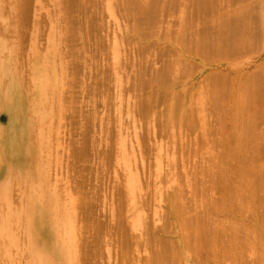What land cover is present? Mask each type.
I'll use <instances>...</instances> for the list:
<instances>
[{"label": "bare ground", "instance_id": "1", "mask_svg": "<svg viewBox=\"0 0 264 264\" xmlns=\"http://www.w3.org/2000/svg\"><path fill=\"white\" fill-rule=\"evenodd\" d=\"M60 1L63 2V0H60ZM64 1L65 2H63V6H61V8L64 7L63 11H65L66 13H69L70 9L71 8L73 9L74 6L79 7V9H80L79 10V16H76L77 18L80 17L81 14L84 15L85 13H89V12H87L88 5L86 7L87 2H89V5L92 8H93V6L96 8V5H97V2L95 0H67V1L64 0ZM92 1H93V3H92ZM33 2H34V0H33ZM62 2L58 3V1H56V3L61 4V5H62ZM102 2L104 3L105 0L104 1L102 0ZM102 2L99 1V3H101V4H102ZM27 3H29L28 0H0V115L1 114L5 115V122L4 123L0 122V206H2V208L4 209L3 211L0 210V211H2V212H0V244H1V252L3 254V257H2L3 264L5 262L13 263L14 260L11 257L12 255L9 254V251L11 250L9 248L17 246V244H18V236L17 235L19 233L21 234V237L23 238V248H21L20 250H22V254H23V258H24V264H95V263L98 264L95 261V259H100L102 256H103V258H104V256L106 257V255H105L106 252H108L107 255L109 257L110 250L107 251V249L105 248L106 251H104V249H103L105 254H101L102 253L101 251L99 252V249H102V245L104 244V242H107V240L105 239V235H109V236L114 235L115 236V237L113 236L114 241H112V242H114L116 244V246H119V247H117V248H119V250L117 249L119 252L115 249V247H114L115 245L113 246V248L116 251H114L113 248H112L113 249L112 251L116 252V254L118 252V255L120 254V256H118V257H120V262H118V263H121V264H134L132 261L133 259L128 257L129 252H130V257H133L134 256L133 255L134 250H137L139 246H140L139 249L142 248L147 252V255H145V258L142 257L143 255L141 256V258H144V260L141 259V261L142 260L144 261V262L142 261L143 264L144 263L145 264H223L226 261H229L228 264H231V263L233 264L234 261L236 262V264H241V260L244 261L243 260L244 258L242 259V256L244 253L247 254V252H249V253L251 252L252 256L254 255V257L251 258L252 260H250V261H252L251 263H253V264H256V263L264 264V170L254 171L252 168L254 166L255 167L257 166L256 163L259 161V152L252 155L253 159L252 158L250 159L249 157L244 156V155L239 153V150H242L244 145H245V139H244L245 134H239L237 136V138L233 137V136L232 137L227 136L225 138V141L222 140L224 137L221 139V141L218 139L220 141V143L223 142L222 143L223 147H224L223 151L225 152V154L222 153L223 155H221V157L224 156L225 158L223 157V159H226L228 157L232 158V157H234V155H236V156L238 155L239 157L237 156L236 159L240 158L241 161H238L236 166L239 168L235 167L234 164L232 163L233 160H230L229 158H228V161H231V162H229V164L232 163L230 165V167H232V165H233L234 168L232 167L230 169V167L227 165L228 161L225 162L226 165L228 166L227 169L225 167H223V166H226V165H224L225 164L224 162L219 163L220 166H221V164H223L221 169H220V166H215V165H217V163H215L213 167L214 168L216 167L217 169L219 168L218 179H217V176H216V178H215V176L213 178H211L209 176L210 181L212 179V182L209 183L208 185L204 184V182H206V181L201 183L202 186H199V187H201V189L197 188L199 191L198 194L196 191L197 189L193 190V192L191 193L190 196H189V192H188V194L186 192H184L183 189H181L179 187V185H180L179 182L181 181V179L176 175V173H174V172L165 173L164 172L166 174V175L165 174L164 175L167 178L161 179L162 176L160 177L159 173L156 172V175L153 178V181L150 180V181H152L153 185L148 184V187H149V185L153 186L152 190L154 191V192H151V198L150 199H152L153 196H154L153 197V199H154L157 196V192H161V187L159 186L160 184L158 185L159 181L165 180L166 183L168 182L167 187H170L171 190H169V188H168V190L165 189L164 188L165 186L163 187L165 189L164 190L165 196L162 198H163V202H164V200L166 201V203H165L166 204V210H165V208L162 210L159 209L164 214L162 215V212L159 213V214H161L160 217H163V218H160L159 216L157 217V218H160V220L162 219V222L158 226H154V225L151 226L150 224H148L146 219H145V221L147 223L145 222V224H146L145 226L143 224L144 222H142V226H144V233H142L144 235H142V236H145V237H143V240H139L141 233L140 234L131 233L133 235H131V236L128 235V231H127L126 226L122 225L123 219L121 221L122 223L118 222L119 218L116 215L119 214L118 212H120L122 214V211H120V208L122 209L123 206H121V205H120L121 207H119V209L116 208L117 211L114 214L117 217V218H115V220L118 223L116 222L114 228L113 227L111 228V230L113 232L110 231V228H109L108 229L109 234H108L106 231L107 225H105L104 223H101L102 221H100V222L96 221L97 222L96 223L93 219V221L96 224L95 225L93 224L92 228L90 227V224H89V226L86 224L88 221L87 218L89 216V212L92 210V207H94L92 204L93 202L91 203V201H94L96 194L93 195L94 199H92L93 197L87 196L89 191L91 190L89 187L86 190L88 192H86L84 190V187L82 188L85 191V193H84L83 190L81 191V189L78 188L79 185L76 184V182L74 183V186L77 189L75 187H72L70 189L69 187H67V185L64 186V184H66L68 182L67 180L62 184L60 183L58 185H54V184H52L53 182L51 183V181L49 179V170H50L49 169V163H50L49 160L51 157L49 155V151L47 150L48 149L47 143L49 141V134L51 133V128L49 125L51 123V120L53 119V111L51 110V108H49V102L50 101H49V97H47V95H49L48 93H50V91H52V90L57 91V94H56L57 96L56 95L55 96H56V98H58V100H60L59 91L61 90L62 86L65 84V82H67V81L71 82V81H73V79L66 80L67 76H58L57 74H55L53 64H51L52 62L50 63L49 59L47 61L46 60L47 58L45 55H41V53L35 51L34 50V48H35L34 44H33V46H31V48L34 50L32 52V54L34 53L33 58H32L33 60H32L31 64H28L29 69L27 70L28 80L30 83V86L28 88L24 87V85L22 83L21 76H20V71H19V67L17 64V56H19L18 54L20 52L18 49V43L16 41V38L18 37L17 33H19L18 31L21 28L18 29L19 26L17 27V23L15 22L14 17H16V16L19 17V20L22 19L21 16L24 17L26 12L23 10L26 9L24 6L27 5ZM112 3H114V1ZM124 3H125V6L131 5V7H132V10L128 9L129 12L127 10H125L124 8H123L124 10H121V11H127V12H125V14L123 12V15H125L124 19L126 17V19H128V21H129V18H131V20H133L131 22V23H133L132 26L131 27L129 26L131 24H129L127 26H129V28H131L130 31L132 30L131 32L133 33L134 37H131L132 39H130V37H129V39L127 40L128 37L127 38L125 37L126 39H124V36H122V37L120 36L121 39L122 38L124 39L123 41L120 38L117 41L116 37H115L113 40L114 42H113L112 48L114 51H117V50H119V47L123 44V42L126 41L127 43H124V44H125V46L128 45V49H129V45H131L130 46L131 51H129L131 58L130 57L129 58L132 59V55H131L132 49H134V51H136V53H138L137 55L135 54L136 58L134 60L135 62H138V68L136 69V72L132 71L133 72L132 76L130 75V77H132V78L134 77L133 79L132 78L130 79V80H134L132 83L130 82L132 84L131 87H133L130 89H132V90L134 89V90L138 91L140 88H145V89L148 88L147 89L148 93H147V95H145L144 98H142V96H141L142 90H144V89L140 90L141 93L139 91L137 92L138 94L140 93L141 97H137L139 95H137V93H136V95H137L136 97L138 99L141 98L144 101L143 104H140V102H138L139 106L137 105L138 106L137 109H139L141 107H143V108L147 107L146 110L147 111L149 110L148 111L149 113L148 112H145V113H148L150 115V109L152 110L151 106H153L157 102H160V103H164V101L167 102L166 100L170 99L171 100V102L169 103L170 108H168V110H166L167 114L171 113L172 116L173 115L178 116L179 120L182 118L184 119V117H182L181 112H184L185 102H187V100L190 98V96H189L191 93L190 87H192V89H193L192 93L195 92V94H197V95L199 94V88H200V86L198 84L199 81H197V80H195L192 84H190V87H189L190 89L187 88L185 86V78H187L188 76H193V74H195V72L198 70V68H200L201 65H203L204 63H208V65L211 67H209V69H207V75H205V76H208V77H207L206 81H205L206 77H203V83L204 84H205V82L207 83V81L209 80L208 78H210L212 80V83L214 84L213 87L215 86L213 91L215 90L216 92H214V93H216L217 95L215 96V94L212 93V91H210V90L208 92V89H207V92L208 93L211 92L213 95V98H216L217 101L219 98V101L217 102L216 99H213L211 94H210L211 97L210 96H208V97L213 99L214 105H218V107H219V104H220L219 108H222L225 100L228 103L227 104L228 108L225 107L226 104L224 105L225 108L224 109L222 108L224 111V117L223 116L221 117V115L223 114V112H221L222 113L220 115L221 122L224 121V123H225V120H226L227 122H230V124L229 123L228 124L231 125V127H232L241 118H247L248 125H251L252 117H254L255 114H257L258 112H262L264 114V66H263L264 65V57L261 58V62L251 71H244L240 65H238L232 61V59L235 58V56H237L238 54H240V56H241V53L248 51V50H252V47L256 46V42H257V39L259 38V35L264 34V12L262 13V11H264L263 10L264 5H262L261 0H116L114 5L116 4L115 6L122 9V7H124V6H122V5H124ZM7 5H9L8 6V8H9L8 14H9L10 18H13L9 24H6V22H5V11L4 10L7 7ZM21 5L23 6L22 7L23 10L21 9ZM29 6H30V4H29ZM31 6L33 7V4ZM103 6L105 7V5H103ZM226 7H228L227 8L228 11H227ZM30 8L31 7H29V9ZM119 8H117V9H119ZM221 9H222V11H224L223 9H225V12H224L225 15L229 11L233 15L228 14V15H226L227 16V18H226V16L224 14H222L223 12L220 11ZM32 10H33V8H32ZM56 10H57V8H56ZM215 10H219L218 14L220 12V14H222V16L224 15L223 17H221V19L218 17L219 21L217 20V22H218V25L220 24L219 29L214 24L209 25L210 21H206L205 19H203L204 16H202L203 14H207V12H210L212 15L215 14L214 15V17H215L216 16L215 12H217ZM71 11H73V10H71ZM116 11H118V10H116ZM50 12H51V10H50ZM58 12H59V10H58ZM90 12H92V11H90ZM131 12H132V14H130ZM174 12H176V13L179 12V14L178 15L176 14L177 15L176 16L173 14ZM253 12H255V14ZM116 13H118V12H116ZM250 13H253L252 16L258 15L257 17H259L262 14V17L260 16L261 17L260 23L258 22V24H257L256 20H253L252 18H250V16H251ZM49 14H51V13H49ZM94 14H96V13L92 12V14H91L92 17ZM120 14H122V13L120 12ZM120 14L118 13V15H120ZM171 14L176 16V17H175V20L173 19L174 21L168 20V21H170V23L168 24V21L166 20V18L169 19L168 17ZM63 15H64V18H62ZM63 15L61 16V18H62L61 22H63V19L65 20V16L68 17L67 14L66 15L63 14ZM68 15H70V14H68ZM26 16H28V15H26ZM54 16H52V17L54 18ZM84 16L86 18V14ZM217 16L215 17L216 19H217ZM28 17H30V16H28ZM55 18H56V16H55ZM61 18L59 17V19H61ZM68 18H71V15ZM120 18H121V15H120ZM25 20H27V19H25ZM42 20H43V22L46 21L44 19H42ZM55 20L53 19L52 20L53 22H51L54 24L51 25L52 27H51L50 33L48 34L47 44L45 43V45H47V48L45 50L50 49V51L52 53L55 49L53 37L58 38V36L60 34V31L58 30V27H57L58 21H57V19H55ZM68 20H72V18L68 19ZM73 20H74V18H73ZM73 20L71 22H74ZM85 20H86L85 23H87V21H89L90 19L88 20V18H87ZM31 21H32V15H31ZM34 21H36V20H34ZM91 21H93V20H91ZM128 21H127V23H128ZM27 22H26V24H29ZM100 22L101 21H99L97 23V21H96V26L101 24ZM212 22H216V21H212ZM68 23H66V24H68ZM79 23L81 24V20ZM83 23H84V20H83ZM94 23H95V21L91 24L94 25ZM121 23H122V21H121ZM157 23H159L158 26H160V23H162L161 24L162 30H161V34H160L162 36L161 37L162 40H157L153 43L142 41L141 39L145 38L147 36L150 37V36H153V34L154 35L156 34V36H157L158 32L156 31V33H155V30H157V29H155L153 27V26H156ZM18 24L20 25V24H22V22H20ZM45 24L47 25L48 22ZM59 24H60V22H59ZM91 24H88L87 26H89V28H90L92 26ZM73 25L75 26V24H73ZM20 26H23V25H20ZM49 26H50V24L48 25V27ZM74 26H73V28H74ZM80 26H83V25H80ZM87 26H86V28H88ZM96 26L94 25L95 28H96ZM213 26H215V27L213 28ZM26 27H28V26H26ZM64 27L62 30L63 31L62 34L65 33L64 31L67 29V25H66V28H64ZM68 27H69L68 30H71L70 26H68ZM76 27H78V24H77V26H75V28ZM59 28H60V26H59ZM153 28H154V30H153ZM211 28H213V29L217 28L216 30L218 32L216 31L217 32L216 34H214L212 32H208L209 29L211 30ZM256 28H258V29L256 30ZM81 29H82V27H81ZM96 29H95V31H97L96 34H99L98 32L100 31V26H98L97 30ZM101 29H102V26H101ZM222 29H224V30L222 31ZM260 29L263 31V33H262V31L259 33ZM7 30H10L14 34L13 38L10 40L7 39V35H6ZM68 30H66V33ZM90 30H92V29L90 28ZM106 30H108V29H106ZM10 31H9V33H11ZM26 31L20 32V33H22L21 34L22 37H24L23 34H25V33H26L25 34V37H26V35H27ZM87 31H86V33H87ZM69 32H71V31H69ZM69 32H68V34H69ZM72 32H76V31L73 30ZM7 33H8V31H7ZM40 33H41V31H40ZM44 33H45V31H44ZM66 33L64 35H66ZM82 33H84V31ZM90 33H91V31L89 32V34ZM92 33H94V31H92ZM100 33H101V31H100ZM78 34H79V38H80V32ZM89 34L87 33V35H89ZM107 34H109L108 31H107ZM76 35H77V32H76ZM103 35H105V34H101L99 36L103 37V40H104L105 38ZM211 35L212 36L214 35V36L211 38L210 37ZM39 36H40V34H39ZM69 36H71V38H72L71 34ZM85 36L83 37L84 40H82L80 38L82 40L83 44H85L84 42L87 41V39L85 41ZM94 36L96 37L95 34H94ZM106 36H108V35H106ZM43 37H45V36H43ZM74 37L75 36H73V38ZM19 38H21V37H19ZM98 38L99 37L96 38L97 41H95V42H93V40H95V39H92V43H94V45L91 44L92 46L97 45L96 42L97 43L100 41L103 42V40H101V38H100V41H98L99 40ZM28 39H29V35H28ZM32 39H33V36L31 35V40ZM66 39H67V37H66ZM70 40H73V39H70ZM76 40L73 41L74 43L73 42L68 43V44H70V43H73V44H71L72 45L71 49L69 47V49L66 51L67 53L69 50L72 51L73 49L74 50L76 49L75 47L73 48V45L74 44L78 45L79 39H78L77 43L75 42ZM18 41H21V40H18ZM22 41H24V40H22ZM22 41H21V43H22ZM82 42H80V43H82ZM88 42H91V41H88ZM104 42H106V39ZM108 42H106V43L108 44ZM111 43L109 42V44H111ZM68 44H66V46ZM100 44H101V42H100ZM100 44L98 43V46H101ZM102 44H104V43H102ZM62 45H63V40H62ZM77 45H75V46L77 47ZM91 45H90V47H91ZM66 46H64V49L68 48ZM80 46L82 47L81 44H80ZM88 46L89 45H87V48L90 50L92 47L90 48ZM104 46L105 45H103V47ZM109 46L111 49V45H109ZM81 47H80V49H81ZM62 48H63V46H62ZM93 48L95 49V47H93ZM20 49H22V48L20 47ZM80 49L78 48V50H80ZM103 49L106 50V48H103ZM128 49L126 48V52H128ZM256 49H259V48H257V46H256ZM256 49L253 48V50H256ZM43 50H44V48H43ZM78 50L74 51V54H76V52H78V54H79L81 50L80 51H78ZM71 51H70V53H72ZM107 51H105V52H107ZM145 51L146 52L150 51V55H148V53H147L146 55H148V56L147 57L145 56L146 59L144 60L145 57L143 58V55L141 57V54L146 53ZM81 52H83V51H81ZM108 52L110 53V51H108ZM86 53H88V52H86ZM96 53H97L98 58H99L101 56V55L99 56V53L101 54L102 52L97 50ZM74 54H72L74 56V60H75V58H79L78 56H80V54H81V56L84 55V53H80L78 56L76 54V56H77L76 57ZM21 55H22V52H21ZM64 55H66V54L64 53ZM64 55H63V57H66L68 54L66 56H64ZM91 55H92L91 58H93V54H91ZM69 56H71V55H69ZM81 56H80V59H82ZM125 56H126V54H125ZM121 57H123V56H121ZM48 58H49V56H48ZM86 58H87V55H86ZM94 58H96V56ZM94 58H93V61H94ZM69 59H70V57H69ZM121 59H123V58H121ZM57 60H59V57ZM74 60H71V61H74ZM222 60H230V61L226 62L227 66L224 68L217 67L216 64ZM233 60H235V59H233ZM76 61L79 62V59ZM106 61H107V59H106ZM122 61H123V63H125L124 60H121L120 61L121 64L123 66H125L122 63ZM21 62H22V59H21ZM89 62H90V60H89ZM110 62H111V60H110ZM128 62H131V61L128 60L126 62V64ZM108 64H109V61H108ZM121 64H119V65L122 66ZM129 64L130 63H128V65ZM155 64H158V66H155V67L152 66L151 67V65H155ZM87 65H88V63H87ZM89 65H90V63H89ZM91 65H93V63ZM68 66H69V64H68ZM123 66H122V68H123ZM65 67H67V66H65ZM70 67H72V66H70ZM76 67H78L80 69L79 65ZM110 67H111V65H110ZM75 68H74V70H75ZM108 68L105 67V69H102V70H105V72H106L107 71L106 69H108ZM122 68H121V70H122ZM83 69L84 68H82V70ZM98 69L100 70L101 68L99 67ZM67 70H69V68ZM67 70H65V71L67 72ZM74 70L72 72H74ZM76 70H77V68H76ZM95 71H93V72H95ZM68 72L70 74L71 71H68ZM93 72H92V76L99 74L101 72V70L99 71V73H97V71H96L94 74ZM105 72L103 74H101L102 73L101 72L100 73L101 76L104 74L107 75L110 72V70L108 69V72L107 73H105ZM111 72H112V70H111ZM111 72H110V74H111ZM78 74H77V76H75L76 77L75 78L76 81L74 80L75 83L79 82V78L80 79L82 78V77H80L81 75L79 76ZM80 74H81V72H80ZM112 75H113V73H112ZM127 75H129V73ZM98 76H99V78H98ZM98 76L96 75V77H92L95 79L94 80L95 82L98 81L97 79L102 80V77H104V76L101 77L100 75H98ZM87 77H89V76H87ZM108 77L110 78V81L113 83V81H112V80H114L112 78L113 76L110 77L109 74L107 76H105L104 81H105V79H107V81H106L107 83L106 82L105 83L107 85H109V84L111 85L112 83L108 81ZM122 77H124V76L122 75ZM74 81H73V83H74ZM91 81H93V79ZM91 81L90 82L88 81L89 82L88 85L90 84L92 86V84H93V87H90V88L94 89L95 88L94 85H95L101 91V89L103 88L102 86H104V81L98 82L101 84V85L99 84V86L96 85L97 83H94V82L91 83ZM82 82L80 83L81 85H82ZM68 84H70V83H68ZM88 85L86 84L87 87H88ZM107 85H105V87ZM112 85L114 86V84H112ZM206 85H208V84H206ZM76 86H78V85H75L74 88H76ZM105 87L103 88L104 95L107 94L106 92L108 90L107 89L108 86H107L106 87L107 90L105 92ZM207 87H209V86H207ZM80 88H81V86H80ZM90 88L88 87V88H86V90L88 91V89H89L91 91H94ZM97 88L95 89L96 92L98 90ZM64 89H66V86ZM83 89H84V86H83ZM83 89H82V92H83ZM69 90L67 91V94L70 93ZM147 90H144V91H147ZM76 91H79V90H76ZM87 91L85 94L87 96L91 95L90 94L91 92L89 93ZM100 91L97 93L100 94ZM127 91L130 92V90H127ZM144 91H143V93H144ZM204 91L205 90H203V93L205 94L206 91L205 92ZM64 92H66V91H64ZM207 92H206V95H208ZM23 93H29L28 95H30V98H26L24 95H22ZM51 93H50V95H51ZM73 93L74 94L76 93L75 95L77 96V92H75V90L73 91ZM97 93H96L95 98H99V97H97ZM65 95H66V93H65ZM75 95H73V96L76 97ZM93 95H95V92L93 93ZM66 96L63 97V99L66 98ZM199 96H201V94ZM69 97L70 96L68 95L67 100H66L67 104L69 102L68 100L75 102L73 100L76 98L72 97V99H70ZM100 97H101V94H100ZM113 98H114V95H113ZM206 98H207V96H206ZM110 99L111 98H109V100ZM196 99H199V97L197 96ZM51 100H52V98H51ZM64 100H63V103H65ZM89 100H91V98ZM95 100H97V99H95ZM111 100L109 102L107 100V102L110 103ZM115 100H116V98H115ZM162 100H164V101H162ZM207 101H208V98H207ZM209 101H211V100L209 99ZM70 102L68 105H71ZM76 102L79 103V98H78V101L76 99ZM91 102H92V100H91ZM193 102H195V101L193 100ZM193 102H192V104L196 105L195 108L194 107L192 108L193 116H196L197 118H195L193 116H191V118L193 117L195 119H198V121H199L201 119L200 116L202 115V114L201 115L199 114V112L201 111L200 108L202 107V103L197 101V100L195 103H193ZM78 103H76V104L78 105ZM160 103H157L158 104L157 106H159ZM67 104L66 105L64 104V105L67 106ZM221 104H223V105H221ZM58 105L59 104H57V106ZM64 105H63V108L65 107ZM74 105H75V103L74 104L72 103V105H71L72 108ZM165 105H166V103H165ZM199 105H200V108H199ZM57 106L55 108H57ZM205 106H204L203 110H205ZM209 106H206V107H209ZM67 107H68L67 109L65 107V110L70 109V106H67ZM94 107H92V108H94ZM165 107H167V106H165ZM165 107H164V109H165ZM218 107H216V108H218ZM75 108L78 109L77 107H75ZM75 108H73V110ZM107 108H108V106H107ZM113 108H114V106H113ZM94 109L96 110V108H94ZM161 109H163V108H161ZM57 110H58V108H57ZM88 110H86V111H88ZM146 110H143V111H146ZM153 110H154V108H153ZM187 110H188V108H187ZM129 111H131V109ZM219 111H221V109H219ZM55 112H56V110H55ZM57 113H58V111H57ZM57 113H55V114H57ZM92 113H94V112L92 111ZM92 113L90 112V115L89 114H87V115H89V117H90L92 115ZM139 113L141 114V111H139ZM145 113L143 112V114H141V116H145L144 115ZM161 113H162V111H161ZM161 113H160V115H161ZM148 114H146V116H148ZM151 114H152V112H151ZM183 115H184V113H183ZM186 115L189 117L190 114L188 115V112H187ZM94 116L95 115H93L92 117L94 118ZM163 116H164V112H163ZM163 116L160 117V119L163 118ZM92 117H90L89 120L92 119ZM114 117L117 120V116H114ZM156 117L159 118L158 115ZM164 117H167V115ZM170 117L171 116H168L167 119H169ZM188 117L185 121H182L183 122L182 124H184V122H186L185 125H187V126L189 125L188 127H191L193 123L190 126V123H188V120L190 122L191 118L188 119ZM203 117H206V116H203ZM95 118H94V120H95ZM85 119H86V117H85ZM160 119L158 120L160 122L158 128H160V126H161V128H163V126L165 124H164V122H163L164 125L161 124V120H163V119H161V120ZM167 119L166 120L164 119V120L167 121ZM86 120H85V122L88 123V120L87 121ZM94 120L92 119V121H94ZM116 120H113V122L115 121V124L113 123L115 129H116V125H117L116 122L118 121V120L117 121ZM201 120H203V118ZM218 120H220L219 117H218ZM54 121H56L55 118H54ZM92 121H90L91 125L89 123L88 124L86 123L87 127H89V128H87V130L88 129L91 130L90 126L92 127V125H93ZM177 122H179V121H177ZM106 124H105V126L108 127V125H106ZM110 124H112V122ZM177 124H179V123H177ZM177 124H175V125H177ZM95 125H97V124H95ZM169 125H170V123H169ZM102 126H104V125H102ZM105 126L101 130H103L105 128ZM110 126L111 125H109V127ZM183 126L184 125H182V130H184ZM170 127L168 128L169 130H170ZM110 129H112V127ZM113 129H112V131H113ZM164 129H165V126H164ZM85 130H86V128L84 129V132H87ZM90 130H88V131H90ZM107 130H106V134H107V132H109ZM172 130H174V128ZM175 130L181 131V130H179V126H178V129H175ZM175 130L173 132L169 131V134H170L169 136L172 135V137H173L174 136L173 133L175 132ZM91 131L88 133H89L90 137L92 138L93 135L91 136V134H90ZM112 131L110 132L112 134L111 136L117 134V132L115 134H113ZM115 131H117V130H115ZM185 131H186V129H185ZM228 131L227 132L229 134L227 132H226V134L230 135V129H228ZM88 133H85V135L87 136ZM101 133H104V132L102 131ZM110 133L107 134L108 136L105 135V133H104L105 136L104 135L103 136L108 137V140H109ZM160 133H162V131ZM175 133H177V132H175ZM186 133H188V132H186ZM142 134H144V133H142ZM162 134L164 135V132ZM86 136H83V137H86ZM116 136H118V135H116ZM111 138H113V137H111ZM117 138H113V140L114 139L116 140ZM104 139L105 138L100 139V141L104 140ZM52 140H53V136H52ZM83 140H84V138H83ZM105 140H107V138ZM191 140L193 141V145H194V142L196 140L195 141H194V139H191ZM85 141L84 142L82 141L83 142L82 145H81L82 142L80 143V147L78 146L79 150L77 149V147L75 149L76 151L74 149L72 150V151H74L75 154L77 153V157H78V151H81L80 148L86 144ZM87 141H88L87 143L89 145L90 143H89L88 138H87ZM94 141H97V140H94ZM98 141H99V139H98ZM117 141H118V139L116 140V143L115 142H113V143L117 144ZM219 141H218V143H219ZM169 142H171V141H169ZM214 142L216 144L217 140H215ZM214 142H212V143H214ZM118 143H119V145H121V142H118ZM93 144L96 145V143H93ZM175 144H174V146H175ZM181 144H180L181 146L184 145V143H181ZM186 144L187 143H185V145ZM88 145H85V150H84V148H83L84 146H83L81 148L82 149L81 152L89 150L87 147ZM189 145H191V144H189ZM216 145H218V144H216ZM143 146H144V144H143ZM89 147H91V145ZM108 148H110V147H108ZM188 148L190 149V147H188ZM110 149H106V150L108 151ZM118 149L119 148L116 149L117 153L120 151ZM148 149H150V147ZM157 149H158V147H157ZM161 149H162V147H161ZM172 149H173V147H172ZM46 150H47V155H43ZM104 151L105 150H103L102 153H104ZM110 152L108 151V153H110ZM164 152H165V150H164ZM186 152L181 151V153H183V154ZM119 153H118V157H120V154H121V153L120 154ZM149 153H150V151H149ZM110 154H106V155L110 156ZM87 156H88V153H87ZM74 158L76 159V157H74ZM172 159H173V157H172ZM56 161L58 162V160H56ZM128 161H129V159L128 160L124 159L123 163L127 164ZM173 161L174 160H172V162ZM57 162H55V164ZM160 162L158 161L156 163L157 167L159 166ZM241 162H242V164H240ZM213 163L214 162H212V165H213ZM73 164H74V162H73ZM96 164H97V162H96ZM52 165H53V162H52ZM98 168H99V166H98ZM211 169H213V168H211ZM206 171H204V172H206ZM100 172H101V170H100ZM188 174L191 176L192 173L191 174L188 173V170H187V173L184 174V182H185V184H187V186H190L192 184V183H190L192 180H190V178L188 177L189 176ZM157 177H160V178H157ZM191 177H192L191 179H193L195 181V179H194L195 177H193V176H191ZM205 177H203V178H205ZM122 178H125L123 186L121 184H118L117 187L121 185L120 188L118 187L117 189L116 188H114V189L116 191L118 190V192L120 189V192L122 191V193H123V191H125L124 194L126 193L127 199L130 200L132 205L136 206V205H139V203H140V205L142 206L141 202L146 201V200H143V197H141V195L138 194L141 179L139 180V178L135 172L134 173L129 172L125 177L122 176ZM100 179H102V178H100ZM61 180H63V178ZM76 180L78 181V179H76ZM76 180H74V181H76ZM85 180L88 181V179H86V178H85ZM85 180L82 183H84ZM197 180H196V182H197ZM99 181H101V180H99ZM110 181L108 182V184H110V183H111L110 185L115 184L114 181H113V183ZM144 181H145V178H144ZM208 181L209 180H207V183H208ZM119 182H121V180ZM145 182L143 184H145ZM147 182L149 183V181H147ZM104 183H106V181ZM56 184H57V182H56ZM87 184H89V183L87 182ZM108 184L106 185L107 188H108ZM203 184L205 186H203ZM220 184H222V186L224 187L223 188L224 191H223L222 187L219 188ZM164 185H166V184H164ZM16 186L21 187V189L23 188V191L21 194L22 199H20V202H19L17 207H13L12 201H11V194H12V191L15 189ZM93 186H94V184H93ZM187 186H185V189ZM216 186L218 187L217 190L222 189L220 192H222V191L223 192L220 194L218 193V195H215V193L217 191ZM104 187H105V185H104ZM122 187H124V188L122 189ZM97 188H98V186H97ZM213 189L216 190L214 193H213V191H214ZM108 190H110V189L108 188ZM92 191L93 190H91V192L89 193V195H91V196L94 193ZM94 191H96V190H94ZM256 191L261 192V195H257ZM74 192H75V195L77 193H79V194H77L75 196ZM82 192L84 194H86V193L87 194L84 195V197H83ZM120 192L117 193L118 196L121 195ZM217 192H219V191H217ZM199 193H201L200 196H199ZM134 194H135V196H133ZM97 195H99V194H97ZM97 195H96V198H98ZM162 195L157 196V197L159 198ZM86 196L89 199L84 201V199L87 198ZM111 196H112V193H111ZM165 197H166V199H164ZM90 199H92V200L89 201ZM87 201H89V202H87ZM97 201L94 203H98ZM100 201H99V203H100ZM114 201H116V200H114ZM109 204L111 205V203H109ZM123 204H126V203H123ZM118 206L119 205H117V207ZM141 206H139V208L144 209V210L146 209L144 204H143L144 207H141ZM80 207L83 208V210L80 209ZM125 207H126V205H125ZM78 209L82 210L83 212H79ZM137 210H138V208H137ZM93 211L97 212V211H99V209L93 210ZM136 213L137 214L132 219L129 218L131 221H128V225H129L131 230L136 229V226L138 225L139 221H141L143 219V215H142L141 211L136 212ZM105 214H104V216H107ZM157 214H158V212H157ZM93 215H94V212H93ZM95 215H96V213H95ZM97 215H99V214H97ZM119 217L121 220V216H119ZM123 218L125 219V217H123ZM113 219L111 221H113ZM109 220H108V222H109ZM93 221H92V223H93ZM104 222H105V220H104ZM125 222L123 224H125ZM151 222H153V224H154L153 220ZM110 224H112L111 226H113V223H110ZM108 240L110 241V238ZM109 241L107 242L108 246H110V245L112 246V244ZM108 249H111V248H108ZM98 253H100L102 255V256H100V258L98 256L100 254H98ZM127 254H128V256H126ZM245 256H247V255H244V257ZM95 257H97V258H95ZM248 257H250V256L248 255ZM133 258H134V260H136L135 256ZM130 259H132V260H130ZM15 262H16V260H15ZM246 262L249 263V260L245 259V264H246ZM1 263L2 262L0 261V264ZM114 264H116V263H114ZM224 264H227V262Z\"/></svg>", "mask_w": 264, "mask_h": 264}, {"label": "rangeland", "instance_id": "2", "mask_svg": "<svg viewBox=\"0 0 264 264\" xmlns=\"http://www.w3.org/2000/svg\"><path fill=\"white\" fill-rule=\"evenodd\" d=\"M56 1H58V3H60V2H62V1H60V0H34V2H33V0L31 1H29L28 0V2L29 3H27V5H25L24 7L26 8L25 10H23V6L21 5V9L23 10V11H25L26 13H25V15H24V17L23 16H21L22 17V19L21 20H19V17H14V19H15V22L17 23V27H18V29L19 28H21V29H19V33L20 32H25L26 30V32H27V35H26V37H25V34H23V36L24 37H22V33H17V35H18V37L16 38V41H17V43H18V49H19V56H17V64H18V67H19V71H20V76H21V79H22V83H23V85H24V87L25 88H28L29 86H30V83H29V80H28V74H27V70L29 69V66H28V64H31L32 63V58H33V55H34V53L32 54V52L35 50V51H37V52H39V53H41V55H45L46 56V60L48 61V59H49V61H50V63L51 64H53V68H54V71H55V74H57L58 76H67V78H66V80H69V79H73V81L75 80V76H77V74L80 76V77H82L81 79L79 78V82H76L75 83V81H74V83H73V81H71V82H69V81H67V82H65V84L62 86V88H61V90L59 91V95H60V100H58V98H56V94H57V91H50V93H51V95H50V93H48L49 95H47V97H49V108H51V110L53 111V119L51 120V123H50V128H51V133L49 134V141H48V151H49V155H50V163H49V179H50V181H51V183L52 184H54V185H58V184H62V183H64L66 180L68 181L66 184H64V186L65 185H67V187H69L70 189L72 188V187H75L74 186V183L76 182V184H78L79 185V189H81V191L83 190L82 188L84 187V190L86 191L87 189H88V187L91 189V190H93L92 192H94L93 194H92V196L91 195H89V193L91 192V190L89 191V193H88V195L87 196H90V197H93V195H97V194H99V195H97V197L98 198H96V195H95V199H94V197L92 198V199H94V201H91L92 199H90L89 201H91V203L93 204V206L94 207H92V210L89 212V216H88V221H87V225L89 226V224H90V227L92 228V226H93V224L95 225L97 222H100V221H102L101 223H104L105 225H107L106 226V231H107V233H108V229L110 228V231H112L111 230V228L113 227L114 228V226H115V223L117 222L116 220H115V218H119V221L118 222H120V223H122L121 221H122V219H123V223L125 222V224H123L122 223V225H124V226H126V228H127V231H128V235H133V234H140L141 233V235H140V237H139V240H143V237H145V236H142V235H144V234H142V233H144V226L146 225L145 224V222L147 221L148 222V224H150L151 226H158L161 222H162V219L160 220V218H163V217H160L161 216V214H159V213H161L162 211H160V210H162V209H164L165 208V210H166V201L164 200V202H163V198L162 197H164L165 196V193H164V190L165 189H167L168 190V188H169V190H171L170 189V187H167V184H168V182L166 183V181L165 180H163V181H159V183H158V185L161 187V192H157V196H160V195H162L163 193V195L161 196V197H155L154 199H153V197H152V199H150L151 198V192H154L153 190H152V188H153V186H150V185H153V183H152V181H153V178L155 177V175H156V172H158L159 173V176L161 177V179H165V178H167L165 175V173H169V172H174V173H176V175L181 179V181L179 182L180 183V185H179V187L181 188V189H183V191L184 192H186L187 194H188V192H189V196L191 195V193L193 192V190H196L197 188H200L201 189V187H199V186H202L201 185V183H203L204 181H206V182H204V184H206V185H208L209 183H211L212 182V179H211V181H210V178H209V176L211 177V178H213L214 176H215V178H216V176H217V179H218V175H219V168L217 169L216 167L214 168L213 166H214V164L215 163H217V165H215V166H220L219 165V163L221 162V163H225V162H227L228 161V158H226V159H223V157L224 156H222L221 157V155H223L222 153H224L225 154V152L223 151V142L222 143H220V141H221V139L222 140H224L225 141V138L227 137V136H233V137H236L237 138V136L239 135V134H245V137H244V139H245V145H244V147H243V149L242 150H239V153L240 154H242V155H244V156H247V157H249L250 159L252 158V155H254V154H256L257 152H259V161L256 163V167L254 166V167H252L253 168V170L254 171H261V170H264V114L262 113V112H258L257 114H255L254 115V117H252V123H251V125H248V123H247V118H241L234 126H232L231 127V125H229L230 124V122H227L226 120H225V123H224V121L223 122H221V117L223 116L224 117V111H223V109L226 107V108H228V103L226 102V100L224 101V105L226 104V106L224 107V105L223 104H221V105H223L222 106V108H219L220 107V104H219V107H218V105H214L213 104V99H216V98H213V95H212V93H214V92H216L215 90L213 91V89L215 88V86L213 87V83H212V80L210 79V78H208L209 80L207 81V83L205 82L206 81V79H207V77L208 76H205V75H207V69H209V67H211V66H209L208 65V63H204L203 65H201L200 66V68H198V70L195 72V74H193V76H188L187 78H185V86L187 87V88H189L190 87V84H192L195 80H197V81H199V86H200V88H199V94L197 95V94H195V92L194 93H192L193 92V89H192V87H190L189 89L191 90V93H190V98L187 100V102H185V106H184V112H181L182 113V117H184V119L182 118V119H178V116H175V115H171V113H168L167 114V111L166 110H168V108H170V105H169V103L171 102V100L170 99H168V100H166L167 102H165L164 100H162V101H164V103H160V102H157V103H160V107L159 106H157L158 104L157 103H155L153 106H151L152 107V110H153V108H154V110L152 111L150 108V115L148 114L149 112V110L147 111L146 110V108L147 107H145L144 105V107L145 108H143V107H141L143 110H146V111H143L141 108H139V109H137V107L139 106L138 105V102H140V104H143V99H138L137 97H141L142 96V98H144L145 97V95H147V93H148V88L147 89H145V88H140L138 91L140 92V90L141 89H144V90H147V91H144V90H142V94H141V96H140V93L138 94L137 92L138 91H136V90H132V89H130V88H133V87H131L132 86V82L134 81V80H130L132 77H130V75L132 76L133 75V72L132 71H134V72H136V69L138 68V62H135L134 60H135V58H136V56H135V54L137 55L138 53H136V51H134V49H132V52H131V55H132V59H130L131 58V56H130V52L129 51H131V48H130V46L131 45H129V49H128V45H126L125 46V44L124 43H127L126 41L125 42H123V44L119 47V50H117V51H114L113 50V48H112V46H113V40H114V38L116 37V40L118 41L119 40V38H120V36L122 37V36H124V39H126L127 37V40L129 39V37H130V39H132L131 37H134L133 36V33L130 31V29L131 28H129V26L131 27L132 26V24L133 23H131L133 20H131V18H129V21H128V19H126V17H125V19H124V16L125 15H123V12H124V14H125V12H127L128 11V9L129 10H132V7H131V5L130 6H125V3H124V5H122V6H124V7H122V9L121 8H119V7H117V6H115L114 5V3H115V1L116 0H105V2L103 3L102 2V0H95L96 2H97V5H96V8L93 6V8L89 5V2H87V4H86V7H87V5H88V10H87V12H89V13H85L86 14V18H85V14L84 15H82L81 14V18L80 17H76V16H79V7L78 6H74L73 7V9L71 8L70 9V11H69V13H66L65 11H63L64 10V7H62L61 8V6H63V2H65L64 0H63V2H62V5L61 4H58V3H56ZM67 1V0H66ZM99 1L100 2H102V4L101 3H99ZM104 1V0H103ZM114 1V3H112ZM264 0H261V2H262V5H264V2H263ZM32 2V3H31ZM39 3V4H38ZM53 3V4H52ZM55 3V4H54ZM92 3H93V1H92ZM128 3V2H127ZM126 3V4H127ZM29 4H30V6H29ZM33 4V7L31 6ZM103 5H105V7L103 6ZM234 5V4H233ZM8 6L9 5H7V7L5 8V22H6V24H9L10 22H11V20L13 19V18H10V16H9V8H8ZM31 7L30 9H29V7ZM28 7V8H27ZM78 7V8H77ZM103 7V8H102ZM116 7V8H115ZM129 7V8H128ZM32 8H33V10H32ZM56 8H57V10H56ZM60 8V9H59ZM105 8V9H104ZM117 8H119V9H117ZM127 10V11H121V10ZM225 8V7H224ZM228 7H226V9H227ZM54 9V10H53ZM76 11H75V10ZM91 9V10H90ZM95 9V10H94ZM50 10H51V12H50ZM58 10H59V12H58ZM71 10H73V11H71ZM78 10V11H77ZM105 10V11H104ZM116 10H118V11H116ZM224 11H222V9L220 10V11H222L221 13L222 14H224V12H225V9H223ZM263 10H264V7H263ZM68 11V10H67ZM90 11H92L93 13H96V14H94L93 15V17H92V12H90ZM95 11V12H94ZM215 11H217V12H215L216 13V16H217V19L214 17V15H212L210 12H207V14H203L202 16H204V18L203 19H205L206 21H210V23H209V25L210 24H214L215 26H217L218 27V29H219V25H218V22H217V20L219 21V19H218V17L221 19V17H223L222 16V14H220V12H219V14H218V11L219 10H215ZM227 11H228V9H227ZM51 13V14H49V13ZM62 12V13H61ZM116 12H118L119 14H120V12L122 13V14H120L121 15V18H120V15H118V13H116ZM129 12V11H128ZM177 12V11H176ZM176 12H174L173 14L174 15H178L179 14V12L178 13H176ZM264 11H262V13H263ZM60 13V14H59ZM213 13V12H212ZM254 14H255V12H253ZM253 13H250V15L252 16L253 15ZM56 16V18H55V16ZM59 16H58V15ZM63 14H67V16L69 17L70 15H71V18H72V20H73V18H74V22H71L72 20H68V19H71V18H68V17H66L65 16V20L63 19V22H61L62 21V18H64V15H63V17L61 18V16ZM68 14H70V15H68ZM98 14V15H97ZM130 14H132V12L130 13ZM228 14H232L230 11L229 12H227V14L226 15H228ZM257 14V13H256ZM26 15H28V16H30V17H28V16H26ZM31 15H32V21H31ZM41 15V16H40ZM61 15V16H60ZM89 15V16H88ZM108 15V16H107ZM174 15H169V19H167L166 18V20L168 21V20H170V21H174L175 20V17L177 16H174ZM225 15V16H226ZM233 15V14H232ZM260 15V14H259ZM52 16H54V18L52 17ZM58 16V17H57ZM74 16V17H73ZM83 16V17H82ZM91 16V17H90ZM171 16V17H170ZM174 16V17H173ZM250 16V18H252L253 20H256L257 21V24H258V22L260 23V19H261V17H262V14L259 16V17H257L258 15H254V16H252L251 17ZM7 17V18H6ZM42 17V18H41ZM59 17L61 18V19H59ZM123 17V18H122ZM256 17V18H255ZM48 20H47V19ZM68 18V19H67ZM88 18V20L89 21H87V23L88 24H91V23H93L94 21H95V23H94V25L96 26V21H97V23L99 22V21H101L100 23L102 24H99V25H97L96 26V28L98 29V26H100V31H101V33H100V31L98 32L99 34H96L97 33V31H95V27H94V25H90L91 27V29L92 30H90V28H89V26H87L88 24L87 23H85L86 22V20L85 19H87ZM226 18H227V16H226ZM25 19H27V20H25ZM42 19H44V20H46L45 22H43V20ZM55 20V19H57V24H58V30L60 31V34H59V36H58V38L57 37H53V42H54V44H55V49H54V51H53V53L50 51V49H47V50H45L46 48H47V45H45V43L47 44V39H48V34L50 33V30H51V25H53L54 23H51V22H53L52 20ZM76 19V20H75ZM84 20V23H83V20ZM121 19V20H120ZM174 19V20H173ZM224 19V18H223ZM34 20H36V21H34ZM80 20H81V24L79 23L80 22ZM91 20H93V21H91ZM165 20V21H166ZM226 20V19H225ZM27 23H29V24H26V22ZM34 21V22H33ZM56 21V20H55ZM54 21V22H55ZM66 21V22H65ZM69 23H68V22ZM91 21V22H90ZM121 21H122V23H121ZM125 21V22H124ZM127 21H128V23H127ZM170 21H168V24L170 23ZM212 21H216V22H212ZM20 22H22V24H20V25H23V26H20L18 23H20ZM25 24H24V23ZM48 22V24L46 25L45 23H47ZM59 22H60V24H59ZM90 22V23H89ZM225 22V21H224ZM66 23H68V24H66ZM172 23V22H171ZM208 23V22H207ZM50 24V26L48 27V25ZM73 24H75V26H77V24H78V27H76L75 28V26L73 25ZM83 25V26H80V25ZM86 24V25H85ZM125 26H124V25ZM129 24H131V25H129ZM158 24L159 23H157V25L156 26H153L155 29H157V30H155V33H156V31L158 32L157 33V36H156V34L154 35L153 34V36H147V37H145V38H142L141 40L142 41H145V42H149V43H153V42H155V41H157V40H162V36L160 35L161 34V24L162 23H160V26H158ZM222 24V23H221ZM31 25V26H30ZM43 25V26H42ZM46 25V26H45ZM66 25H67V29L66 30H68L69 29V27L68 26H70V29L71 30H68L67 31V33H66V30L64 31L65 33H66V35H64V34H62L63 33V27L64 28H66ZM72 25V26H71ZM105 25V26H104ZM127 25H129V26H127ZM225 25V24H224ZM26 26H28V27H26ZM59 26H60V28H59ZM63 26V27H62ZM73 26H74V28H73ZM80 26V27H79ZM86 26L88 27V28H86ZM101 26H102V29H101ZM107 26V27H106ZM122 26V27H121ZM163 26V25H162ZM215 26H213V28L215 27ZM31 27V28H30ZM73 29H72V28ZM81 27H82V29H81ZM86 29H85V28ZM106 27V28H105ZM159 27V28H158ZM30 28V29H29ZM94 28V29H93ZM154 28H153V30H154ZM213 28H211V30L209 29V31L208 32H212V33H214V34H216L218 31L216 30V29H213ZM225 28V27H224ZM40 29V30H39ZM76 29V30H75ZM96 29V30H97ZM106 29H108V30H106ZM159 29V30H158ZM258 28H256V30H257ZM25 30V31H24ZM43 30V31H42ZM49 32H48V31ZM76 31L77 32V35H76V32H72V31ZM88 30V31H87ZM224 29H222V31H223ZM7 31H8V33H7ZM6 31V35H7V39H12L13 38V36H14V34L10 31V30H7ZM9 31L11 32V33H9ZM40 31H41V33H40ZM44 31H45V33H44ZM47 31V32H46ZM69 31H71V32H69ZM80 32V38L82 39V40H84L83 39V37L85 36V41H86V39H87V43L86 42H84L85 44H83V42H82V40L79 38V32ZM84 31V33H82ZM86 31H87V33L89 34V32L91 31V35L89 34V35H87V33H86ZM92 31H94V33H92ZM107 31L109 32V34H107ZM217 31V32H216ZM220 31V30H219ZM262 30L260 29V31H259V33L261 32ZM68 32H69V34H68ZM30 33V34H29ZM262 33H263V31H262ZM12 34V35H11ZM39 34H40V36H39ZM46 34V35H45ZM72 35V38H71V36H69V35ZM82 34V35H81ZM85 34V35H84ZM94 34L96 35V37L94 36ZM101 34H105V35H103L104 36V38L106 39V42H108L109 40V42L111 43V44H109V42H108V44L109 45H111V49H110V46L106 43V42H104L105 41V39L103 40V37H101V36H99V35H101ZM28 35H29V39H28ZM31 35L33 36V39L31 40ZM45 36V37H43V36ZM84 35V36H83ZM106 35H108V36H106ZM131 35V36H130ZM73 36H75L74 38H73ZM82 36V37H81ZM214 36V35H213ZM212 35L210 36L211 38L213 37ZM19 37H21V38H19ZM65 37V38H64ZM66 37H67V39H66ZM79 39V43H78V45L77 44H74L73 45V48L75 47L77 50H78V48L80 49V44L82 45V47H81V51H83V52H81L80 50H78V51H80V53H84V55H82L81 56V54H80V56H81V58L82 59H80V56H78L79 54H78V52H76V54H77V56L79 57V58H75V60H74V56L72 55V54H74V51H77L76 49L74 50L73 48V50L71 51V50H69L68 51V53L66 52L68 49H69V47H70V49H71V47H72V45L71 44H73L74 42V40H76L77 38ZM95 37V38H94ZM97 37H99L98 39V41H100V38H101V40H103V42L102 41H100L101 42V44H100V42H98L101 46H98V43L96 42V44L97 45H95V46H92V45H94V43H92V39H95V40H93V42H95V41H97ZM126 37V38H125ZM25 38V39H24ZM63 38V39H62ZM69 38V39H68ZM89 38V39H88ZM46 39V40H45ZM65 39V40H64ZM70 39H73V40H70ZM78 39L75 41L76 43H77V41H78ZM121 39V38H120ZM123 38L121 39L122 41L124 40ZM18 40H24V41H22V43H21V41H18ZM26 40V41H25ZM29 42H28V41ZM62 40H63V45H62ZM66 41V42H65ZM88 41H91V42H88ZM44 42V43H43ZM61 42V43H60ZM69 42H73V43H70V44H68ZM80 42H82V43H80ZM39 43V44H38ZM102 43H104V44H102ZM259 45H258V44ZM21 46H20V45ZM33 44L35 45V48H34V50L31 48V46H33ZM66 44H68L67 46H66ZM92 44V45H91ZM45 45V46H44ZM71 45V46H70ZM75 45H77V47L75 46ZM87 45H89L88 47H90V45H91V49L89 50L88 48H87ZM103 45H105L104 47H103ZM44 46V47H43ZM62 46H63V48H62ZM64 46H66V47H68L67 49L65 48L64 49ZM80 46V47H79ZM86 46V47H85ZM125 46V47H124ZM256 46H257V48H259V49H256ZM256 46L255 47H252V50H248V51H245V52H243V53H241V56H240V54H238L237 56H235V58H233V59H235V60H233L232 59V61L234 62V63H236V64H238V65H240L241 66V68H243V70L244 71H251V70H253L260 62H261V58L262 57H264V34L262 35H259V38L257 39V42H256ZM259 46V47H258ZM20 47L22 48V49H20ZM93 47H95V49L93 48ZM43 48H44V50H43ZM50 48V47H49ZM61 48V49H60ZM103 48H106V50H104ZM126 48L128 49V52H126ZM253 48H255L256 50H253ZM24 49V50H23ZM27 49V50H26ZM60 49V50H59ZM102 51H101V50ZM21 50V51H20ZM26 50V51H25ZM87 50V51H86ZM100 51V52H102L101 54L99 53V58H98V55H97V53H96V51ZM104 50V51H103ZM110 51V53L108 52V51ZM123 50V51H122ZM125 50V51H124ZM70 51L72 52V53H70ZM105 51H107V52H105ZM21 52H22V55H21ZM46 52V53H45ZM51 52V53H50ZM86 52H88V53H86ZM93 54V58L96 56V58H94V61H93V58H91L92 57V55L90 54ZM121 52V53H120ZM146 52V51H145ZM64 53L67 55H64ZM107 53V54H106ZM126 54V56H125V54ZM129 53V54H128ZM148 53V55H150V51H147L146 53H144V54H141V57H142V55H143V58L146 56H148V55H146ZM76 54H74L75 56H76ZM123 54V55H122ZM63 55L64 56H66V57H63ZM69 55H71V56H69ZM86 55H87V58H86ZM129 55V56H128ZM48 56H49V58H48ZM73 56V57H72ZM76 56V57H77ZM111 56V57H110ZM121 56H123V57H121ZM125 56V57H124ZM20 57V58H19ZM57 57V58H56ZM58 57H59V60H57L58 59ZM69 57H70V59L71 60H74V61H71L70 59H69ZM72 57V58H71ZM89 57V58H88ZM105 57V58H104ZM128 59H127V58ZM130 57V58H129ZM146 57L144 58V60L146 59ZM92 60H91V59ZM121 58H123V59H121ZM21 59H22V62H21ZM25 59V60H24ZM79 59V62L78 61H76V60H78ZM100 59V60H99ZM106 59H107V61H106ZM70 60V61H69ZM89 60H90V62H89ZM110 60H111V62H110ZM118 60V61H117ZM121 60H124V62L125 63H123V61H122V63L125 65V66H123L122 64H121ZM129 60V61H131V62H128V63H130L129 65H128V63L126 64V62ZM150 60V59H149ZM59 61V62H58ZM87 61V62H86ZM93 61V62H92ZM96 61V62H95ZM108 61H109V64H108ZM228 61H230V60H222V61H220L219 63H217L216 64V66L217 67H219V68H224V67H226L227 66V63L226 62H228ZM78 62V63H77ZM99 62V63H98ZM256 62V63H255ZM83 65H82V64ZM86 63V64H85ZM87 63H88V65H87ZM89 63H90V65H89ZM93 63V65H91ZM98 65H97V64ZM106 63V64H105ZM111 63V64H110ZM68 64H69V66H68ZM83 66H81V65ZM100 64V65H99ZM119 64H121L122 66H123V68H122V66H120ZM79 65V67H80V69L78 68V67H76V66H78ZM102 65V66H101ZM106 65V66H105ZM109 65V66H108ZM110 65H111V67H110ZM65 66H67V67H65ZM70 66H72V67H70ZM155 67V66H158V64H155V65H151V67ZM252 66V67H251ZM264 66V65H263ZM77 68V70H76V68ZM101 68L100 70H101V74H103L104 72H105V70H102V69H105V67L106 68H108L109 70H110V72H111V70H112V72H111V74H110V72L108 73L109 75H110V77H112L114 80H112L113 81V83L110 81V78L108 77V81L109 82H111L112 84H114V86L111 84H109V85H107L106 83V81H107V79H105V81H104V78H105V76H107V75H102V76H104V77H102L101 76V74L99 73V69L98 68ZM130 67V68H129ZM69 68V70H67ZM74 68H75V70H74ZM82 68H84L83 70H82ZM111 68V69H110ZM121 68H122V70H121ZM132 68V69H131ZM74 70V72H72L73 70ZM79 69V70H78ZM108 69H106L107 71L105 72V73H107L108 72ZM124 69V70H123ZM126 69V70H125ZM65 70H67V72L68 71H71L70 72V74H69V72L67 73ZM97 71V73H99V74H96L97 76L98 75H100L101 77H102V80H100V79H97L98 81H94L95 79L94 78H92V77H96V75H94V76H92V72L93 71ZM65 71V72H64ZM95 71V72H96ZM104 71V72H103ZM128 71V72H127ZM80 72H81V74H80ZM95 72H93L94 74H95ZM123 72V73H122ZM112 73H113V75H112ZM122 73V74H121ZM126 73V74H125ZM129 73V75H127ZM132 73V74H131ZM66 74V75H65ZM136 74V73H135ZM92 77H91V76ZM112 75V76H111ZM122 75L124 76V77H122ZM78 76V77H79ZM85 76V77H84ZM87 76H89V77H87ZM100 77V78H101ZM203 77H206L205 78V84L203 83ZM98 78H99V76H98ZM107 78V77H106ZM134 78V77H133ZM132 78V79H133ZM78 79V78H77ZM93 79V81H91ZM83 81V82H82ZM91 81V83H97L96 85H98L99 86V84L100 83H98V82H102V81H104V86H102L103 88L105 87V85H107L108 86V90L106 89V87H105V92H106V90H107V94H105L104 95V90H103V88L101 89L100 87V89H101V91L97 88V86H95L94 85V89H92V88H90V87H93V84H92V86L89 84L88 85V83ZM82 82V85L80 84ZM106 82V83H105ZM131 82V83H130ZM68 83H70V84H68ZM126 83V84H125ZM86 84L88 85V87L90 88V89H92V90H94V91H91V90H89L88 89V91L86 90V88H88L87 86H86ZM206 84H208V85H206ZM70 87H69V86ZM75 85H78V86H76V88H74L75 87ZM101 85V84H100ZM118 85V86H117ZM124 85V86H123ZM202 85V86H201ZM205 85V86H204ZM65 86H66V89H64L65 88ZM80 86H81V88H80ZM83 86H84V89H83ZM120 86V87H119ZM207 86H209V87H207ZM70 89H68V88ZM110 87V88H109ZM127 87V88H126ZM206 87V88H205ZM73 88V89H72ZM98 89L97 90V92H99L100 91V94H101V97H100V94L99 93H97L96 91H95V89ZM129 88V89H128ZM205 88V89H204ZM69 90V92L70 93H68L67 94V91ZM81 89V90H80ZM82 89H83V92H82ZM117 89V90H116ZM124 89V90H123ZM138 89V88H137ZM207 89H208V92H209V90L210 91H212V93L210 92V93H208L207 92ZM75 90V92H77V96L73 93V91ZM76 90H79V91H76ZM127 90H130V92L129 91H127ZM203 90H205L207 93H208V95H206V92H205V94L203 93ZM64 91H66V92H64ZM72 91V92H71ZM81 91V92H80ZM86 91L87 92H91L90 94L92 95H86L85 93H86ZM109 91V92H108ZM143 91H144V93H143ZM64 92V93H63ZM95 92V95H93V93ZM65 93H66V95L68 96H70L69 98L70 99H72V97L73 98H76L77 99V101H78V98H79V103L78 102H76V99H74L73 101H75V102H72L71 100H68L70 103H71V105H72V103L74 104L75 103V105L73 106V108H75V107H77L78 109H74L73 110V108H72V106L71 105H68L69 104V102H68V104H67V102H66V100H67V96L65 95ZM88 93V94H89ZM96 93H97V97H99V98H95V96H96ZM136 93H137V95H139V96H137L136 95ZM29 93H23L22 95H24L26 98H30V95H28ZM79 94V95H78ZM144 94V95H143ZM201 94V96H199ZM212 95V98H209L208 96H210L211 97V95ZM215 94V96L217 95L216 93H214ZM56 95V96H55ZM73 95H75L76 97H74ZM99 95V96H98ZM113 95H114V98H113ZM135 95V96H134ZM207 96V98H208V101H207V98H206V96ZM66 96V98H64L63 99V97H65ZM137 96V97H136ZM199 97V99H196V97ZM205 96V97H204ZM195 97V98H194ZM202 97V98H201ZM51 98H52V100H51ZM56 100H55V99ZM91 98V100H92V102H91V100H89ZM109 98H111L110 100H111V102L110 103H108L110 100H109ZM115 98H116V100H115ZM136 98V99H135ZM194 98V99H193ZM206 98V99H205ZM223 98V97H222ZM226 98V97H225ZM95 99H97V100H95ZM209 99L211 100V101H209ZM227 99V98H226ZM63 100H64V102L65 103H63ZM102 100V101H101ZM107 100H108V102H107ZM193 100L196 102V100L197 101H199V102H201L202 103V107L200 108V105H199V108L201 109V111L199 112V114L201 115H203V116H206V117H203L202 115V117L200 116V118L202 119L203 118V120H199L198 121V119H195V118H197L196 116H193V111H192V108L194 107H196V105L195 104H192V102H193ZM222 100V99H221ZM56 101V102H55ZM161 101V102H162ZM216 101H217V99H216ZM218 101H219V98H218ZM217 101V102H218ZM59 102V103H58ZM96 102V103H95ZM108 104H107V103ZM122 102V103H121ZM195 102H193V103H195ZM204 102V103H203ZM63 103V104H62ZM76 103H78V105L76 104ZM84 103V104H83ZM115 103V104H114ZM118 103V104H117ZM135 103V104H134ZM165 103H166V105H165ZM52 104V105H51ZM57 104H59L58 106H57ZM67 104V106H70V109H68V110H65V107H66V109L68 108L67 106H65V105ZM63 105L65 106L64 108H63ZM102 105V106H101ZM108 106V108H107V106ZM114 106V108H113V106ZM116 105V106H115ZM132 105V106H131ZM138 105V106H137ZM209 106V107H206V106ZM52 106V107H51ZM57 106V108H58V110H57V108H55ZM88 108H87V107ZM95 106V107H94ZM112 106V107H111ZM157 106V107H156ZM165 106H167V107H165V109H164V107ZM204 106H205V110H203L204 109ZM92 107H94V108H96V110L94 109V108H92ZM136 109H135V108ZM150 107V106H149ZM216 107H218V108H216ZM161 108H163V109H161ZM187 108H188V110H187ZM208 108V109H207ZM64 109V110H63ZM89 109V110H88ZM93 109V110H92ZM108 109V110H107ZM131 109V111H129ZM141 109V110H140ZM219 109H221V111H219ZM55 110H56V112H55ZM86 110H88V111H86ZM136 110V111H135ZM141 111V114H143V112L145 113V112H148V113H145L144 115L145 116H141V114L139 113V111ZM164 110V111H163ZM226 110V109H225ZM57 111H58V113H57ZM73 111V112H72ZM79 111V112H78ZM83 111V112H82ZM92 111L94 112V113H92ZM96 111V112H95ZM161 111H162V113H161ZM170 111V110H169ZM168 111V112H169ZM204 111V112H203ZM65 112V113H64ZM90 112L92 113V115L90 116V117H92L93 115H95L94 116V118H95V120H94V118L92 117V119L94 120V121H92V119H90L89 120V115H90ZM151 112H152V114H151ZM163 112H164V116H166L167 115V117H164L163 116ZM188 112V115H189V117L186 115V113ZM221 112H223V114L221 113ZM55 113H57V114H55ZM86 113V114H85ZM136 113V114H135ZM160 113H161V115L163 116V118H161V119H163V120H161L160 119V117H162L161 115H160ZM183 113H184V115H183ZM87 114H89V115H87ZM146 114H148V116H146ZM222 114V115H221ZM82 115V116H81ZM86 115V116H85ZM106 115V116H105ZM159 116V118L158 117H156V116ZM220 115H221V117H220ZM58 116V117H57ZM84 116V117H83ZM89 118H88V117ZM114 116H117V120L119 121H117L116 120V118L114 117ZM168 116H171L169 119H167L168 118ZM191 116H193V117H195V118H191ZM85 117H86V119L88 120V123L91 125V122L90 121H92V127L90 126V128H91V130L90 129H88V130H90L91 131V136H92V138L90 137V135H89V133L88 132H90V131H88L87 130V128H89V127H87V125H86V123L87 122H85ZM115 119H114V118ZM187 117H188V119L189 118H191L190 120V122H189V120H188V123H190V126H191V124H192V126L191 127H188L187 125H185V123L186 122H184V124H182L183 122L182 121H185L186 119H187ZM218 117L220 118V120H218ZM54 118H55V120L56 121H54ZM140 118V119H139ZM149 120H148V119ZM157 120H156V119ZM217 118V119H216ZM110 121H109V120ZM161 120V124H163V122H164V126H165V129H164V126H163V128H161V126H160V128L162 129H160V128H158V126H159V124H160V122L158 121V120ZM167 119V121H165V120ZM205 119V120H204ZM86 120V121H87ZM112 120V121H111ZM113 120H116L117 122H116V129H115V127H114V125H113V123L115 124V121L113 122ZM137 120V121H136ZM139 120V121H138ZM156 120V121H155ZM223 120V119H222ZM82 121V122H81ZM175 121V122H174ZM177 121H179V122H177ZM0 122L1 123H4L5 122V115L4 114H1L0 115ZM85 122V123H84ZM110 122H112V124H108V123ZM137 122V123H136ZM151 122V123H150ZM166 122V123H165ZM227 122V123H226ZM87 123V124H88ZM107 123V124H106ZM156 123V124H155ZM169 123H170V125H169ZM177 124V123H179V124H177V125H175V124ZM224 123V124H223ZM229 123V124H228ZM95 124H97V125H95ZM105 124L106 125H108V127H109V125H111L109 128L108 127H106L105 126ZM158 124V125H157ZM86 125V126H85ZM102 125H104L105 126V128L103 129V130H101L104 126H102ZM136 125V126H135ZM147 125V126H146ZM156 125V126H155ZM182 125H184L183 127V129L184 130H182ZM121 126V127H120ZM171 126V127H170ZM177 126V127H176ZM178 126H179V130H181V131H177V130H175V129H178ZM86 128V130L85 131H87V132H84V129ZM101 127V128H100ZM112 127V129L114 128L115 130H117V131H115L114 129H113V131H112V129H110ZM144 127V128H143ZM170 127V130L168 129ZM121 128V129H120ZM174 128V130H175V132H177V133H173L174 134V136L172 137V135L171 136H169L170 134H169V131L170 132H173L174 130H172ZM108 129V130H107ZM159 129V130H158ZM185 129H186V131H185ZM228 129H230V135H228L229 133V131H228ZM105 130V131H104ZM106 130L107 131H109V132H107V134H109L111 131H112V133L113 134H115L116 132H117V134H115V135H113V136H111L112 134L110 133V136L111 137H113V138H117L118 139V141H117V144H115L116 143V140L114 139L113 140V138H111L110 136H109V140H108V137H104L105 135H107L106 134ZM111 130V131H110ZM165 130V131H164ZM169 130V131H168ZM104 132L105 133V135H104V133H101V132ZM122 131V132H121ZM132 131V132H131ZM162 131V133L164 132V135L162 134V133H160V132ZM228 131V132H227ZM100 132V133H99ZM180 132V133H179ZM186 132H188V133H186ZM226 132L228 133V134H226ZM85 133H88L87 134V136L85 135ZM131 133V134H130ZM142 133H144V134H142ZM179 133V134H178ZM84 134V135H83ZM146 134V135H145ZM150 134V135H149ZM155 134V135H154ZM226 134V135H225ZM104 135V136H103ZM116 135H118V136H116ZM153 135V136H152ZM168 135V136H167ZM52 136H53V140H52ZM83 136H86V137H83ZM108 136V135H107ZM115 136V137H114ZM141 136V137H140ZM147 136V137H146ZM122 137V138H121ZM124 137V138H123ZM149 137V138H148ZM83 138H84V140H83ZM87 138H88V140H89V145H88V141H87ZM103 138H107V140H101L100 141V139H103ZM111 138V139H110ZM170 138V139H169ZM229 138V137H228ZM91 139V140H90ZM97 140L98 141V139H99V141L97 142V141H94V140ZM142 139V140H141ZM149 139V140H148ZM191 139H194V145H193V141L191 140ZM217 140V143L216 144H218V145H216L215 144V140ZM220 141H219V140ZM86 140V141H85ZM141 140V141H140ZM146 140V141H145ZM192 142H191V141ZM213 140V141H212ZM237 140V139H236ZM86 142V144L85 145H88L87 147H88V149L89 150H87V151H83V152H81L82 151V147L84 148V150H85V145H83L81 148H80V150L81 151H78L79 150V148H78V146L80 147V143L81 142ZM111 141V142H110ZM128 141V142H127ZM145 141V142H144ZM169 141H171V142H169ZM218 141H219V143H218ZM83 142L81 143V145L83 144ZM92 142V143H91ZM100 142V143H99ZM113 142H115V143H113ZM118 142H121V145H119V143ZM212 142H214V143H212ZM93 143H96V145L95 144H93ZM99 143V144H98ZM112 143V144H111ZM176 143V144H175ZM181 143H184V145L183 146H181L182 144ZM185 143H187L186 145H185ZM98 144V145H97ZM115 144V145H114ZM143 144H144V146H143ZM164 146H162V145ZM171 144V145H170ZM174 144H175V146H174ZM179 146H178V145ZM181 144V145H180ZM189 144H191V145H189ZM213 144V145H212ZM91 145V147H89ZM113 145V146H112ZM149 145V146H148ZM152 147H151V146ZM168 145V146H167ZM68 146V147H67ZM94 146V147H93ZM142 146V147H141ZM162 147V149H161V147ZM195 146V147H194ZM197 146V147H196ZM211 146V147H210ZM76 147H77V151H78V157H77V153L75 154L74 153V151H72L73 149L75 150L76 149ZM86 147V148H87ZM93 147V148H92ZM107 147V148H106ZM108 147H110V148H108ZM116 147V148H115ZM145 147V148H144ZM150 147V149H148ZM157 147H158V149H157ZM172 147H173V149H172ZM188 147H190V149L188 148ZM117 148H119L118 150H120L119 152L121 153H119L120 154V157H118V153H117V151H116V149ZM166 148V149H165ZM95 151H94V150ZM106 149H110V150H108L110 153H108V151L106 150ZM169 149V150H168ZM260 149V150H259ZM47 150L44 152V154L43 155H47ZM103 150H105L104 151V153H102L103 152ZM150 151V153H149V151ZM162 150V151H161ZM164 150H165V152H164ZM193 150V151H192ZM225 150V149H224ZM259 150V151H258ZM54 151V152H53ZM76 151V150H75ZM89 151V152H88ZM92 151V152H91ZM107 151V152H106ZM113 151V152H112ZM147 151V152H146ZM181 151L183 152H186V153H181ZM61 152V153H60ZM86 152V153H85ZM106 152V153H105ZM131 152V153H130ZM180 152V153H179ZM74 153V154H73ZM85 153V154H84ZM87 153H88V156H87ZM101 153V154H100ZM161 153V154H160ZM82 154V155H81ZM100 154V155H99ZM105 156H104V155ZM106 154H110V156L109 155H106ZM76 155V156H75ZM86 155V156H85ZM102 155V156H101ZM234 155V154H233ZM54 156V157H53ZM109 156V157H108ZM161 156V157H160ZM238 156V155H237ZM236 155H234V157H232V158H229L230 160H233L232 161V163L234 164V166L235 167H237L236 166V164H237V162L238 161H241V159L239 158H237L236 159V157H237ZM74 157H76V159L74 158ZM172 157H173V159H172ZM176 157V158H175ZM239 157V156H238ZM241 157V156H240ZM57 158V159H56ZM75 160H74V159ZM83 158V159H82ZM225 158V157H224ZM242 158V157H241ZM120 159V160H119ZM124 159H129V161L127 162V164H124L123 163V161H124ZM253 159V158H252ZM53 160V161H52ZM56 160H58V162L56 161ZM172 160H174L173 162H172ZM74 162V164H73V162ZM160 162L159 163V168L156 166V163L157 162ZM52 162H53V165H52ZM55 162H57L56 164H55ZM96 162H97V164H96ZM100 162V163H99ZM212 162H214L213 163V165H212ZM229 162H231V161H228V166L230 167V165L232 164V163H230L229 164ZM130 163V164H129ZM123 164V165H122ZM170 164V165H169ZM239 164V163H238ZM240 164H242V162L240 163ZM239 164V165H240ZM101 165V166H100ZM142 165V166H141ZM222 165L223 164H221V166H220V169H221V167H222ZM224 165H226V163L224 164ZM223 166V167H225L226 169L228 168V166ZM238 165V166H239ZM98 166H99V168H98ZM186 166V167H185ZM212 166V167H211ZM241 166V165H240ZM69 167V168H68ZM95 167V168H94ZM172 167V168H171ZM232 167H233V165H232ZM232 167H230V169L232 168ZM91 168V169H90ZM98 168V169H97ZM131 168V169H130ZM158 168V169H157ZM211 168H213V169H211ZM234 168V167H233ZM237 168H239V167H237ZM53 169V170H52ZM82 169V170H81ZM207 171H206V170ZM100 170H101V172H100ZM103 170V171H102ZM150 170V171H149ZM187 170H188V173H192L191 174V176H193V177H195L194 179H195V181L193 180V179H191L192 177L189 175L188 177L190 178V180H192L190 183H192L190 186H187V184H185V182H184V174H186L187 173ZM90 171V172H89ZM99 171V172H98ZM141 171V172H140ZM204 171H206V172H204ZM129 172H135L136 174H137V176H138V178H139V180H140V188H139V190H138V194H140L141 195V197H143V200H146V201H142L141 203H142V206L140 205V203H139V205H132L131 204V202H130V200L129 199H127V196H126V193L124 194V192L125 191H123V193H122V191L120 192V189H119V192L121 193V195H119L118 196V194L117 193H119L118 192V190L116 191L114 188H120V186L122 185L123 186V183H124V179L125 178H122V176L123 177H125ZM162 174H161V173ZM165 172V173H164ZM82 173V174H81ZM89 173V174H88ZM92 173V174H91ZM126 173V174H125ZM79 174V175H78ZM99 174V175H98ZM106 174V175H105ZM124 174V175H123ZM151 174V175H150ZM165 174V175H164ZM53 175V176H52ZM202 175V176H201ZM204 175V176H203ZM51 176V177H50ZM86 176V177H85ZM103 176V177H102ZM120 176V177H119ZM148 176V177H147ZM199 176V177H198ZM206 176V177H205ZM208 176V177H207ZM86 179H88V181L87 180H85V178ZM116 177V178H115ZM118 177V178H117ZM141 177V178H140ZM160 177H157V178H160ZM203 177H205V178H203ZM53 180H52V179ZM63 178V180H61ZM81 178V179H80ZM100 178H102V179H100ZM122 178V179H121ZM144 178H145V181H144ZM204 180H203V179ZM76 179H78V181L76 180ZM198 179V180H197ZM202 179V180H201ZM74 180H76V181H74ZM80 180V181H79ZM85 180V182L84 183H82L83 181ZM99 180H101V181H99ZM111 180V181H110ZM121 180V182H119ZM150 180H152V181H150ZM196 180H197V182H196ZM207 180H209L208 181V183H207ZM216 180V179H215ZM214 180V181H215ZM90 181V182H89ZM103 181V182H102ZM106 181V183H104ZM112 182L113 183V181L115 182V184L114 185H110V184H108V182ZM117 181V182H116ZM147 181H149V183L147 182ZM199 181V182H198ZM202 181V182H201ZM218 181V180H217ZM56 182H57V184H56ZM87 182L89 183V184H87ZM94 184V186H93V184ZM119 182V183H118ZM145 182V184H143ZM151 182V183H150ZM162 182V183H161ZM104 183V184H103ZM117 183V184H116ZM143 185H142V184ZM75 184V185H76ZM108 184V188L110 189V190H108V188L106 187V185ZM118 184H121L120 186H118L117 187V185ZM148 184H150L149 185V187H148ZM164 184H166V185H164ZM200 184V185H199ZM203 184V186H205ZM104 185H105V187H104ZM163 185V186H162ZM187 186L186 187V189H185V186ZM63 186V185H62ZM77 186V185H76ZM97 186H98V188H97ZM165 186V187H164ZM165 189H164V188ZM217 187V186H216ZM215 187V188H216ZM220 187H222V189L224 188L223 186H222V184H220V186H219V188ZM76 188V187H75ZM93 188V189H92ZM96 188V189H95ZM124 187H122V189H123ZM18 189V190H17ZM77 189V188H76ZM185 189V190H184ZM199 189V190H200ZM218 189V187L216 188V190ZM222 189H219V190H217V191H219V192H217L216 190H214L213 191V193L216 191V193H215V195H218V193L220 194V193H222L223 191H224V189H223V191L222 192H220ZM73 190V189H72ZM83 190V191H84ZM94 190H96V191H94ZM99 190V191H98ZM15 191V192H14ZM22 191H23V188L21 189V187H15V189L12 191V194H11V201H12V206L13 207H17L18 206V204H19V202H20V199H22V196H21V194H22ZM80 191V192H81ZM85 191H84V193H85ZM116 191V192H115ZM163 191V192H162ZM197 191V194H198V189L196 190ZM86 192H88V191H86ZM112 193V196H111V193ZM115 192V193H114ZM140 192V193H139ZM83 193V192H82ZM82 194L83 195V197H84V195H86V194ZM77 194H79V193H77ZM76 194V195H77ZM81 194V193H80ZM114 194V195H113ZM200 194L201 193H199V196H200ZM256 194L257 195H261V192H258V191H256ZM74 195H75V192H74ZM75 195V196H76ZM186 195V194H185ZM214 195V194H213ZM214 195V196H215ZM86 196V197H87ZM100 196V197H99ZM108 196V197H107ZM133 196H135V194L133 195ZM132 196V197H133ZM187 196V195H186ZM85 197V198H86ZM103 197V198H102ZM110 197V198H109ZM17 198V199H16ZM102 198V199H101ZM157 198V199H156ZM14 199V200H13ZM89 198L87 197L86 199H84V201L85 200H88ZM99 199V200H98ZM109 199V200H108ZM112 199V200H111ZM150 199V200H149ZM156 199V200H155ZM164 199H166V197L164 198ZM99 203V201H100V203L98 204V203H94V202H96V201ZM111 200V201H110ZM114 200H116V201H114ZM137 200V199H136ZM148 200V201H147ZM155 200V201H154ZM14 201V202H13ZM89 201H87V202H89ZM162 201V202H161ZM114 202V203H113ZM109 203H111V205L109 204ZM123 203H126V204H123ZM107 204V205H106ZM123 204V205H122ZM143 204H144V206H145V210L144 209H141V208H139V206H141V207H144L143 206ZM117 205H119L118 207H117ZM123 206L122 207V209L120 208V211H122V214L120 213V212H118L119 214V216H121V220H120V217L118 216V215H114L115 213H116V211H117V209L116 208H118L119 209V207H121V206ZM125 205H126V207H125ZM96 206V207H95ZM111 206V207H110ZM116 206V207H115ZM135 206V207H134ZM137 208H138V210H137ZM80 209H82L83 210V208H81L80 207ZM80 209H78L79 210V212H83L82 210H80ZM97 209H99V211H97V212H95V211H93V210H97ZM160 209V210H159ZM0 210H4L3 208H2V206H0ZM101 210V211H100ZM2 211H0V212H2ZM107 211V212H106ZM139 211H141L142 212V215H143V219L141 220V221H139V223H138V225L136 226V229H134V230H131L130 229V227H129V225H128V221H131L130 219H132L137 213L136 212H139ZM160 211V212H159ZM92 212V213H91ZM93 212H94V215H93ZM101 212V213H100ZM109 212V213H108ZM157 212H158V214H157ZM95 213H96V215H95ZM106 213V214H105ZM82 214V213H81ZM97 214H99V215H97ZM104 214L105 215H107V216H104ZM164 213L162 212V215H163ZM102 215V216H101ZM110 215V216H109ZM123 215V216H122ZM81 216V215H80ZM101 218H100V217ZM160 217V218H157V217ZM107 217V218H106ZM110 217V218H109ZM123 217H125V219L123 218ZM99 218V219H98ZM114 218V219H113ZM130 218V219H129ZM93 219H94V221L96 222H94L93 221ZM96 219V220H95ZM101 219V220H100ZM110 219V220H109ZM113 219V221H111ZM127 219V220H126ZM145 219H146V221H145ZM159 219V220H158ZM104 220H105V222H104ZM108 220H109V222L110 223H113V226H111L112 224H110L109 222H108ZM118 220V219H117ZM154 221V224H153V222H151V221ZM158 220V221H157ZM90 221V222H89ZM92 221H93V223H92ZM89 222V223H88ZM117 222V223H118ZM142 222H144L143 224H144V226H142ZM146 222V223H147ZM157 223V224H156ZM109 225V226H108ZM138 227V228H137ZM125 228V227H124ZM133 231V232H132ZM113 232V231H112ZM131 233H133V234H131ZM18 234V233H17ZM109 234V233H108ZM18 244H17V246H14V247H11V248H9V249H11L10 251H9V254L10 255H12L11 257H12V259L14 260L13 261V263H7V262H5L4 264H24V258H23V254H22V250H20L21 248H23V238L21 237V234L19 233L18 235ZM114 236V235H113ZM113 236H109V235H105V239L107 240V242L109 241L108 239L110 238V243L112 244V246L110 245V246H108V243L107 242H104V244L102 245V249H99V252L101 251L102 253L101 254H105L104 253V251H106V249H107V251L108 250H110V252L112 253H110L109 252V257H108V255H107V253L108 252H106V257L104 256V258H103V256L100 254V253H98V254H100V255H98L99 256V258H100V256H102L100 259H95V261L98 263V264H114V263H116V264H121V263H118V262H120V257H118V256H120V254L118 255V250H119V248H117V247H119V246H116V244L114 243V242H112V241H114V238H113ZM109 237V238H108ZM115 237V236H114ZM112 238V239H111ZM22 240V241H21ZM107 243V244H106ZM109 243V244H110ZM114 243V244H113ZM115 245V246H114ZM19 246V247H18ZM104 246V247H103ZM113 246L115 247V249L118 251L117 252V254H116V252H114V251H116L114 248H113ZM106 248V249H105ZM108 248H111V249H108ZM114 249V251H112L113 249ZM140 248V246L138 247V249L137 250H134V256L136 257L135 259L136 260H134V256L133 257H130V252H129V256H128V254L126 255V256H128L129 258H132V259H130V260H132L133 261V263L135 264H143L142 263V261L144 260V258H145V255H147V252L144 250V249H139ZM16 249V250H15ZM103 249H104V251H103ZM20 250V251H19ZM18 251V252H17ZM141 251V252H140ZM249 252H247V254H243V256H242V259L244 260V261H242L241 260V264H245V259H248L249 260V263L248 262H246V264L248 263V264H250L252 261H250V260H252L251 258H253L254 257V255L252 256V253L250 252L249 254H248ZM21 256H20V255ZM143 255V256H142ZM244 255H247V256H245L244 257ZM248 255L250 256V257H248ZM141 256L142 257H144V258H141ZM2 257H3V254H2V252H1V244H0V261L2 262L1 264H3V259H2ZM95 258H97V257H95ZM127 258V257H126ZM250 258V259H249ZM103 259V260H102ZM141 259H143L142 261H141ZM15 260H16V262H15ZM94 260V259H93ZM99 260V261H98ZM106 260V261H105ZM233 261V260H232ZM144 262V261H143ZM227 262V264H228V262L229 261H226ZM226 262H224V263H226ZM244 262V263H243ZM223 263V264H224ZM96 264V263H95ZM145 264V263H144ZM232 264V263H231ZM233 264H236V262L234 261V263ZM251 264H253V263H251ZM256 264H259V263H256ZM262 264V263H261Z\"/></svg>", "mask_w": 264, "mask_h": 264}]
</instances>
